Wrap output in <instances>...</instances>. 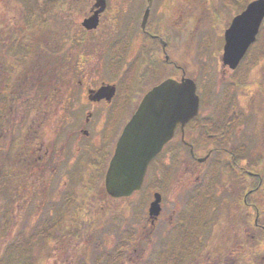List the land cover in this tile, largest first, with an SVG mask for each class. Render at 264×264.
<instances>
[{"label": "flooded vegetation", "instance_id": "1", "mask_svg": "<svg viewBox=\"0 0 264 264\" xmlns=\"http://www.w3.org/2000/svg\"><path fill=\"white\" fill-rule=\"evenodd\" d=\"M89 1V7L82 3L74 6L80 0L73 5V1H69L67 12L56 5L58 2L50 6L49 2L45 3L44 32L35 42H40L43 61H55L56 69L49 72L45 64L35 77L28 67L23 71L16 65V62L21 66V62L31 60V23L25 21L17 28L0 21V162L3 155V163L11 165L10 180L14 184L34 185L39 193L34 192L43 204H48L53 195H64V209L52 203L47 205L53 207L49 213L56 212L59 219L65 217L73 221L95 218L84 212V203H79L77 193L81 190L95 189L94 195L87 196L89 206L91 203L120 201L123 216L124 203L132 199L138 201L139 197L140 203L144 204L142 217L154 228L162 227L165 222L174 224L173 227L179 223L167 249L168 264H264V103H225L216 108V114L205 112L200 105L198 116L184 126L179 123L174 137L160 153L162 155L166 150L172 155L188 152L193 160L199 161L201 158L196 152L201 148L204 153L201 163L211 159V163L217 164L211 170L219 166L218 182L181 180L167 184L156 179L147 183L151 165L159 155L150 164L139 191L121 198L107 193L106 173L120 135L144 96L163 79L153 83L148 80L155 73L159 75L162 63L169 72L177 69V28L162 30L157 18L156 5L161 3L162 9L171 0H124V24L113 23L116 20L112 18L109 0H106L107 6L100 14L98 27L89 30L83 22L96 10L94 2ZM184 6L188 7L187 3ZM8 11L16 14L15 7H9ZM50 11L54 19L48 21ZM54 25L62 32L64 27L71 26L78 34L65 42L53 41L49 36L56 33L49 27ZM103 25L106 26L104 30ZM98 41L104 42V49L111 50L114 46L112 50L118 53L109 56L100 50L97 53ZM83 42L94 47L92 53L84 47L81 50ZM106 58L107 67L113 69L109 73L123 77L121 81L110 80L109 75L103 76L99 71ZM122 63L124 74L119 75L120 71L116 70ZM181 71L179 76L168 75L166 78L181 79L187 75ZM25 72H29V78ZM260 112L263 113L261 125L256 127L249 116L255 117ZM199 115L203 116L201 120ZM17 125L24 126L18 137ZM53 126L56 127L52 135L50 129ZM242 129L244 132L240 136ZM5 137L10 138L8 153L1 150ZM187 162L184 177L197 172L196 162ZM88 173L91 178H85L75 186L80 175L88 177ZM166 191H170L175 200L186 198V202L173 207L169 215L163 207ZM157 192L162 196L161 210L153 218L149 207ZM189 226L194 229L191 244L189 239L187 243L186 240L182 242L184 229ZM141 248L142 251L145 249Z\"/></svg>", "mask_w": 264, "mask_h": 264}, {"label": "rangeland", "instance_id": "2", "mask_svg": "<svg viewBox=\"0 0 264 264\" xmlns=\"http://www.w3.org/2000/svg\"><path fill=\"white\" fill-rule=\"evenodd\" d=\"M26 1L0 0V21L9 22L13 24V27H22V23L26 20L24 17L26 7H28L30 13L34 12ZM69 1H73L71 2L73 5L76 0H40L39 2L43 6L46 2H49V5L58 2L56 5L60 8H65V12H67L66 7L70 5ZM247 1L249 0H171L162 9L161 3L156 5L157 18L163 27L162 30L177 28V57H175L177 59V69L169 72L167 66L164 67V63H162L159 75L155 73L148 81L153 83L158 79L166 78L168 75L179 76L182 73L181 70H184L189 77L195 79L198 93L201 96V108L208 113L215 112L218 106L231 102L253 101L256 105L263 104L264 22L256 42L250 47L237 70L233 73L231 72V74L230 72L225 73V69L227 71L230 69L224 68L222 62L224 32L231 24L232 19L244 10ZM109 2L112 18L116 20L113 23L124 24V15L122 14L124 13V0H109ZM31 3H33V0H31ZM81 3L86 7L90 5V1L88 3V0H80V3L74 4V6L81 5ZM186 3L188 7L184 6ZM9 7H15L16 14L15 12L9 13ZM14 14L16 15L15 18H13ZM11 15L12 18H10ZM32 18L33 15L29 19L31 21L30 30L32 37L41 39L44 28L43 26H38L41 24L40 21H35ZM39 18L42 19L41 15H39ZM49 28L56 33L51 37L49 36V38H53V41L58 39L65 42L76 37L77 31L74 33L71 26L64 27L63 32L56 25ZM104 29H106L105 25H103ZM121 29L123 31V28ZM83 43L80 46L81 50L84 47L87 52L92 53L94 47L88 42ZM38 45L36 51L40 55L42 53L41 45ZM111 48L114 49V46ZM112 49H104V42L98 41L97 53L98 50L108 56L115 52L118 53V51L114 52ZM34 57L32 54L28 63L29 69ZM106 61L107 58L102 68H99L101 74L103 76L109 75L110 77L108 76V78L110 80L121 81L123 77H116L109 73L113 69L112 67H107L108 61L107 63ZM53 62L55 63V61ZM19 63L16 62V65L18 66ZM123 64H120V68L118 67L116 70L120 71L119 75L124 74L122 73ZM70 67L72 68V66ZM31 70L34 76L39 72L36 66L34 67V64L31 65ZM25 74L29 78V72H25ZM33 85L37 86L40 84L34 83ZM253 116L249 117H252L256 127H259L263 113L260 112L255 117ZM202 118L203 116L199 115V120ZM55 127L53 126L50 129L52 135ZM16 129V137H18L24 130V126L17 125ZM245 129H248V125H245ZM192 130L197 132L195 129ZM243 130L239 131L240 136L243 135ZM197 140L200 143V135ZM4 142L5 144L2 145L1 150L4 153H8L10 138L5 137ZM14 145L13 143L12 146ZM91 151L93 152V150ZM196 154L198 158L204 157L201 148ZM1 156L0 264H155L156 262L160 263V259V264H168L169 252L167 249L172 243L173 235L179 223L177 227H173L174 224L170 225L165 222L162 223V227L157 226V228H154L150 222L148 223L142 217L144 204L140 203L139 197H137L138 201L137 199H132L124 203L123 216L120 201L110 204L91 203L92 206H89V198L87 196L94 195L95 189L93 191L88 190L90 192L81 190L80 193H77V199H80L79 203H84V212L93 214L95 218L85 222L66 220L65 217H60L59 219L57 213H53L54 211L50 215L49 209L53 207L48 208L47 205L54 203L64 209L62 203L66 200V197H63L64 195L60 197L53 195L51 198L54 200H50V198L48 204H43L41 197L38 196L39 189H34V185L31 186L28 183L25 186L24 182L14 184L10 180V176H12L10 174L11 165L8 162L3 164V155ZM212 160H216V158ZM187 161L196 162L197 172L193 176L187 175V177H184L183 170L187 167ZM259 164L257 163V165ZM216 165L215 162L211 163V159L204 163L195 161L189 156L188 152L172 155L166 150L151 165L147 183L154 182L156 179L163 183L167 182V184L181 180L203 182L210 179L211 182H218L219 166L216 170L210 169L211 167L214 169ZM212 171V174L205 176V174ZM85 178L90 179V174L88 173V177L80 175L79 181L75 186L81 181H85ZM70 181H77V179ZM81 186L82 184L79 187ZM34 190L38 191V193L34 192ZM184 202H186V198L182 201L175 200L174 195L170 191H166L163 194V207L167 215L171 213L170 211L173 207L176 208L177 205L184 204ZM184 206L186 207V205ZM192 230L194 229L191 226L184 229L182 242L186 240L187 243L189 239V244H191L193 240L190 237L194 236ZM141 247L145 249L142 251Z\"/></svg>", "mask_w": 264, "mask_h": 264}, {"label": "water", "instance_id": "3", "mask_svg": "<svg viewBox=\"0 0 264 264\" xmlns=\"http://www.w3.org/2000/svg\"><path fill=\"white\" fill-rule=\"evenodd\" d=\"M98 8L84 23L95 28L106 0H95ZM147 13V12H146ZM264 20V0L251 1L234 17L225 31L223 62L237 68L248 48L256 40ZM199 96L191 78L178 81L169 78L149 91L125 126L106 174V189L114 197L129 196L142 187L151 161L173 137L176 125H185L198 114ZM160 211V197L151 204L150 212Z\"/></svg>", "mask_w": 264, "mask_h": 264}, {"label": "trees", "instance_id": "4", "mask_svg": "<svg viewBox=\"0 0 264 264\" xmlns=\"http://www.w3.org/2000/svg\"><path fill=\"white\" fill-rule=\"evenodd\" d=\"M28 2L30 4L31 3V0H29ZM31 7H32V10L34 11V12L30 13V15L31 14L33 15V18L32 19L35 20V21L43 22V19L39 18V15H42L43 12L41 11V9H39L38 11H36V8H40L41 7V3L38 2L37 0H33V3L31 4ZM31 63L34 64V67L36 66V68L39 71L42 70V68H44V66H43L44 62L41 61L40 59H35L34 58ZM52 65H53V63L50 62L49 65H48L49 71H51V69L53 68Z\"/></svg>", "mask_w": 264, "mask_h": 264}]
</instances>
